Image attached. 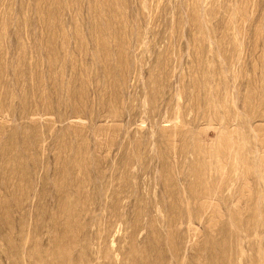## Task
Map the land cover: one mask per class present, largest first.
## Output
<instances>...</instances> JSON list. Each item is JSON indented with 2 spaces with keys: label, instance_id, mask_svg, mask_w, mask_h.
Masks as SVG:
<instances>
[{
  "label": "rangeland",
  "instance_id": "374dc122",
  "mask_svg": "<svg viewBox=\"0 0 264 264\" xmlns=\"http://www.w3.org/2000/svg\"><path fill=\"white\" fill-rule=\"evenodd\" d=\"M0 264H264V0H0Z\"/></svg>",
  "mask_w": 264,
  "mask_h": 264
}]
</instances>
